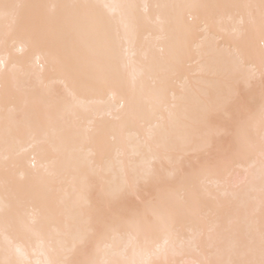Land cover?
<instances>
[{"label": "bare ground", "instance_id": "1", "mask_svg": "<svg viewBox=\"0 0 264 264\" xmlns=\"http://www.w3.org/2000/svg\"><path fill=\"white\" fill-rule=\"evenodd\" d=\"M4 4L0 264L258 261L264 0Z\"/></svg>", "mask_w": 264, "mask_h": 264}, {"label": "snow or ice", "instance_id": "2", "mask_svg": "<svg viewBox=\"0 0 264 264\" xmlns=\"http://www.w3.org/2000/svg\"><path fill=\"white\" fill-rule=\"evenodd\" d=\"M0 7H2L3 10L7 13L9 10L15 9L19 6L18 5L4 4ZM246 115L247 114H246L244 107L241 106L239 109V117H240L241 122H243L245 120ZM262 117H264V110H262ZM262 152H264V147H262ZM133 189H134V185H130L126 189L117 190L114 193H112V199L118 201L125 194V192L132 191ZM119 215H121V213H119V212L114 214V216H119ZM143 222L146 226L150 225L151 224V216L148 214H144ZM84 264H94V262L85 261ZM239 264H264V234H262V238H261L260 259L258 261L257 260L241 261V262H239Z\"/></svg>", "mask_w": 264, "mask_h": 264}]
</instances>
